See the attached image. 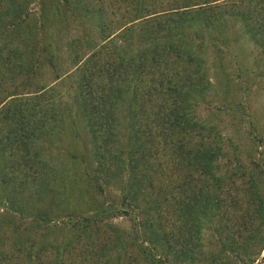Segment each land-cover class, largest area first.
<instances>
[{
    "label": "trees",
    "instance_id": "trees-1",
    "mask_svg": "<svg viewBox=\"0 0 264 264\" xmlns=\"http://www.w3.org/2000/svg\"><path fill=\"white\" fill-rule=\"evenodd\" d=\"M123 2L108 30L86 0H0V264L187 262L259 213L226 224L237 179L264 202V0Z\"/></svg>",
    "mask_w": 264,
    "mask_h": 264
},
{
    "label": "rangeland",
    "instance_id": "rangeland-1",
    "mask_svg": "<svg viewBox=\"0 0 264 264\" xmlns=\"http://www.w3.org/2000/svg\"><path fill=\"white\" fill-rule=\"evenodd\" d=\"M90 2L93 7V11H96V13H101L102 18L107 22L108 30H114L115 28L121 26L124 22L128 21V18L130 14L125 13L123 11L124 2L123 0H86ZM149 3L148 1L146 2ZM90 5V4H89ZM130 11V10H128ZM79 14V16L82 17V10H79L75 12ZM131 13V12H130ZM72 26L74 30H76V34L78 36L82 35L84 33L85 24L83 22V18L79 20V18L74 17L71 21ZM83 23V24H81ZM107 30V31H108ZM226 63V62H225ZM248 64V63H247ZM227 65V70H231V65ZM260 70H264V66L262 65ZM259 70V71H260ZM45 71V70H43ZM41 71V73L43 72ZM43 78L44 76L41 75ZM260 81L258 85L251 87L252 89V101H251V111L254 120L258 122L259 127L264 129V77L261 75L258 78H255L254 80ZM254 82V83H255ZM4 121V120H1ZM0 121V122H1ZM62 139L61 141L57 142V150L50 149L47 144V141H44L45 144H43L45 147H42L41 144L38 145V150L43 154V149H47V154L45 153L44 157H50L53 156L54 158L57 156H61L63 151H59L61 146L65 149H77L80 145L77 141H74L72 137L71 131H67L65 140ZM51 145H54V141H52ZM68 168L71 170L73 174L78 173V166L74 163L73 165H69ZM242 183H245V178H239L235 181L234 186H237V190L235 188H232L230 190V195L235 197L237 200H239V203L237 207L230 209V216H228L230 219L226 222L227 226L235 224V227L237 224L242 223L241 220L245 221L250 219L249 217H252V213L249 212L250 208L253 209H259V213L254 214L253 213V221L250 227L247 226L246 232L239 233L236 231L235 235L228 236L225 229H221V225L224 224V221H221L220 223L218 220L213 221V223L207 222L206 229L204 228L202 230V236L201 239H199V243H203L202 247L203 249L199 251L197 254V258L188 260L187 262L179 261L174 262L175 264H206V260L208 261L211 259V256L215 258H220L218 261L220 264H241L242 261L247 262L248 260L253 259L252 264H264V243L263 238L264 237V202L262 201V193L258 191L259 197L257 198L259 200L254 201V203L250 202L251 200V193L248 191L246 192V186ZM233 186V187H234ZM48 195V194H46ZM92 199V198H91ZM73 201V203H72ZM72 201L69 204L71 206L72 204H75L79 207V211L82 213V209L84 211L87 210L86 203H84L79 196L75 195L72 196ZM244 202L245 205L242 206V203ZM249 202V203H248ZM51 208H55V205L50 204ZM262 206V207H261ZM261 207V208H260ZM243 210V211H241ZM248 216L247 219H243L240 217V215H243L242 212H245ZM241 226V224L239 225ZM59 237L63 238V236L60 235V232L56 234V239ZM244 237L242 240L241 238ZM217 239L219 240V244L217 242ZM241 240V241H240ZM199 256V257H198Z\"/></svg>",
    "mask_w": 264,
    "mask_h": 264
}]
</instances>
